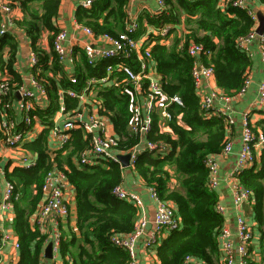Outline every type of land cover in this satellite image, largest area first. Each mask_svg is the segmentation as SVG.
Segmentation results:
<instances>
[{
	"label": "trees",
	"instance_id": "1",
	"mask_svg": "<svg viewBox=\"0 0 264 264\" xmlns=\"http://www.w3.org/2000/svg\"><path fill=\"white\" fill-rule=\"evenodd\" d=\"M232 1L224 0L221 7L220 0H164L165 9L142 12L138 17L137 35L144 33L147 27L158 30L163 25H171L168 43L161 42L163 37L152 34L147 41L151 44L152 60L164 93L178 95L183 103L168 107L172 114L169 130L161 132L154 115L146 135V139L168 143V153L159 155L142 151L133 167L147 186H154L162 199L174 204L180 218V228L171 231L156 247L158 264H183L187 255L212 264L218 255L217 237L224 219L216 210L217 193L208 186L209 171L205 160L210 154L220 153L228 126L221 115L205 114L201 109L191 73L193 59L185 49L191 41L202 43L211 52L209 58L203 56L202 61L213 66L217 87L227 95L240 90L251 60L236 48L235 40L247 35L255 26V20L247 9L233 5ZM258 1L264 6V0ZM60 4L61 0H12V6H18L23 14L21 19L15 20L13 28L19 27L24 32L31 51L37 56L31 67L32 75L48 99L45 107L34 104L29 111L32 118L36 116L44 124L34 140L23 143V148L36 156L34 164L11 169L7 164L4 170L6 180L14 185L16 196L13 199V229L20 244L17 264L44 263L41 255L48 238L45 233L32 228L29 217L43 200V178L53 166L64 171L74 190V227L68 221L59 225L58 253L62 264H125L127 253L113 245L110 236L131 232L138 210L134 204L118 199L112 192L122 182L121 165L104 161L77 167L73 159L91 147V135L80 128L71 130L68 142L52 157L48 153V134L59 109V90H81L90 76L103 77L104 66L109 62L101 60L96 66H89L84 53L75 48L80 52V61L75 68L76 81H70L52 48L53 38L59 30L56 19ZM125 6L126 0H93L89 8L78 6L74 16L78 23L89 26L95 34L117 36L124 29ZM177 26L183 29L179 31ZM43 32L48 33L49 51L39 44ZM180 42L182 50L178 49ZM18 51L19 43L11 29L0 36V73L9 77L11 86L22 83L14 64ZM126 61L133 68L138 64L134 55ZM116 76L119 83L123 76ZM117 84L108 81L95 85V98L100 101L99 114L110 120L117 136V150L126 152L139 138L127 132L131 97ZM63 104L65 111L80 109L77 99L66 94ZM256 125L254 129L258 128L264 135V118ZM17 128L24 131L29 127L18 122ZM237 178L252 190L254 218L264 233V145L258 161L243 169Z\"/></svg>",
	"mask_w": 264,
	"mask_h": 264
},
{
	"label": "built area",
	"instance_id": "2",
	"mask_svg": "<svg viewBox=\"0 0 264 264\" xmlns=\"http://www.w3.org/2000/svg\"><path fill=\"white\" fill-rule=\"evenodd\" d=\"M136 0H126L125 12L126 19L124 29L118 32L117 36L109 33H98L87 25L75 21L74 28L78 32L75 42L69 46L65 45L67 32L64 28H60L55 34L52 41V48L58 55L59 62L62 66L73 64L75 58V48H79L85 55L86 63L89 66H96L101 60L109 61L104 66L103 77L90 76L86 85L81 90L60 89L58 92L59 109L58 112L65 115V119L58 124L53 121L51 132L58 141L59 147H62L70 139L71 130L80 128L84 132L91 135V147L82 151L77 158L80 166L86 164H96L104 161H115L120 165L118 159L119 154H130L129 166L134 167L135 160L142 151H151L159 155H164L169 151V144L161 140L146 139L148 131L151 129L153 116L158 118L160 131L169 130L168 122L171 120L172 114L168 110L171 104L182 106V100L178 95L168 96L164 93L161 78L152 60L150 46L147 39L148 36L159 35L161 42H167V36L171 25L166 24L158 30L156 28L147 27L146 31L140 35L138 33L139 20L138 16L133 13L132 8ZM93 0H79V6L89 8ZM159 12L165 9L164 0H156ZM232 4L243 9H247L248 13L255 20V26L245 35L235 40L236 48L250 55L249 46L253 41H258L260 59L264 69V33L258 34L256 28L258 20L256 14L249 8L248 0H233ZM12 0H0V36L15 27V17L13 15ZM147 25V24H146ZM165 38V39H164ZM152 43V42H151ZM80 46V47H79ZM182 43L178 45V49L182 50ZM185 53L193 59L192 77L197 95L200 100V106L205 114L221 115L229 127L234 124V116L231 112L232 96L242 95L248 87L251 79L249 73L246 72L244 82L240 90L233 95H227L218 88H212L210 91H202V88L209 83L214 77V69L211 64L203 62V56L209 58L210 50L206 49L202 43L191 41L185 49ZM134 55L138 63L133 68L127 63ZM37 56L31 51L29 62L34 65ZM65 71V69H64ZM66 72V71H65ZM72 83H75V74L66 73ZM117 74L123 76L118 83ZM31 87L24 82L19 85L11 86L9 77L5 76L0 79V130L3 134L4 147L12 150H20L25 135L33 125L34 118L29 114L33 107L31 99L34 97L33 88L44 93L43 87L31 75L29 79ZM118 83L123 87L131 97L130 110L131 118L127 126V132L138 136L137 143L127 150L120 152L117 150L118 139L111 130V125L107 117L99 114L100 101L95 98V85ZM13 94H17V108L22 113L21 122L28 129L21 131L17 128V122L9 115V110L13 108ZM45 94V93H44ZM76 98L79 108L65 111L63 99L64 95ZM6 97V98H5ZM221 103L219 108L215 107V103ZM90 105V108L87 109ZM253 108L264 110V78L259 82L257 87V97L253 103ZM228 129V128H227ZM226 141L219 154H210L206 157L205 164L209 171L208 186L215 189L219 181L218 162L219 155H226L232 150V141L229 138V130ZM264 145V135L257 128L254 129L247 114L243 115L240 128V146L236 153V161L229 173L230 189L232 191V205L238 210L235 218L236 235L238 242L233 244L230 230L222 225L217 240L220 253L222 255V264H250L249 244L253 238L252 226L247 222L242 209L243 205L253 196L249 187L241 184L237 175L246 167L251 166L257 159V151H260ZM19 165L29 167L34 164L28 153L20 154ZM1 163V155H0ZM122 167V165H121ZM123 168V167H122ZM0 173L4 174V169L0 168ZM67 177L63 170L53 166L48 170L43 178L41 191L43 200L35 211V219L38 228L42 231L46 220L52 218L55 220L54 227L51 228L48 242L52 243L53 253H57L59 249L60 234L59 223L65 219L69 213V205L67 195ZM113 194L121 200H125L140 208L143 205L142 199L134 191L126 190L121 183L112 190ZM149 197L155 202V210L152 219V228L147 230V218L139 217L131 232L126 234L112 233L110 241L113 245L122 248L127 253V261L125 264H138L136 256V243L144 237V246L147 249H154L158 244L159 237L163 232H171L180 228V218L176 213V208L171 201L162 199L156 192L154 186H147ZM14 185L11 181L6 180L2 200L0 202V210L7 213L13 209ZM216 210L220 214L224 213V207L218 202ZM10 240L9 233L2 234L0 239V251L3 246ZM13 247L19 249V242L16 240L12 243ZM183 264H205L202 260L187 255Z\"/></svg>",
	"mask_w": 264,
	"mask_h": 264
},
{
	"label": "crops",
	"instance_id": "3",
	"mask_svg": "<svg viewBox=\"0 0 264 264\" xmlns=\"http://www.w3.org/2000/svg\"><path fill=\"white\" fill-rule=\"evenodd\" d=\"M224 0H220V6H224ZM79 6V0H61V4L59 7L58 16L56 19V25L58 29L64 28L67 32V39L65 41V45L69 46L70 44L75 42V39L78 37V32L74 28L75 19V10ZM249 8L256 14V12H261L264 15V6L258 0H248ZM157 9L156 0H136L133 5L132 11L138 17L142 12L153 13ZM13 15L15 20L22 18V11L18 6L13 8ZM180 31L183 29L182 26H177L176 29ZM11 31L16 35V38L19 43V51L17 53L16 61H15V69L21 76L22 82L27 84V86L31 87L29 79L32 75L31 64L29 62V56L31 53V49L29 46V41L24 32L19 28H12ZM179 36V33H178ZM168 43V40L167 42ZM39 44L42 49L49 51L50 46L48 42V33L43 32L40 38ZM80 47V46H79ZM250 55H247L251 60V65L248 68L247 72L250 76V83L246 88L245 92L242 95L232 96L231 101V112L234 116V124L229 126L227 131L229 130V138L232 141V150L230 153L226 155H219L218 162L220 165L219 169V181L217 187L214 191L217 193L218 202L220 205L224 207L223 216V225L226 226L231 232V238L233 240V244L236 245L238 242V238L236 235V227H235V218L238 213V210L232 205V191L230 189V178L229 173L233 168L236 161V153L240 146V128H241V120L243 115L247 114L252 125L256 127V123L259 119L264 118V110H259L253 108V103L257 97V87L259 82L264 78V69L260 59L259 46L258 41H253L250 46ZM6 52V49H5ZM6 56V55H4ZM80 61V52L75 51V58L73 64H69L68 66H62V69L66 71V73H74L76 65L79 64ZM0 76L5 77L6 74H1ZM33 76V75H32ZM212 88H218L215 81V76L210 79L209 83L206 84L202 91H210ZM219 89V88H218ZM220 90V89H219ZM95 91V90H94ZM34 97L31 99V104L38 105L39 107H45L48 104V99L44 93H41L38 89L33 88ZM226 94V93H225ZM13 108L9 110V115L13 118L14 121L21 122L22 113L17 108V101L19 100L17 94H13ZM221 103L216 102L215 107L219 108ZM90 108V105L87 109ZM65 119V115L56 111L53 121H57L58 124ZM1 120V115H0ZM110 122V120L108 121ZM111 123L109 124V126ZM44 128V124L40 118L34 117L33 125L29 129L28 133L25 135L24 141L22 142L21 149L16 151L12 149H8L4 147L3 134L0 130V155H1V163L0 168L2 167L5 170V166L9 164L8 169H11L13 166H18L19 161L18 158L20 154L28 153L31 160L35 162L36 156L29 152L27 149L23 148V143L34 140L38 134ZM112 130V125H111ZM26 130V129H25ZM48 134V153L52 157L59 147L58 141L52 135L51 129H49ZM113 131V130H112ZM260 151H257V159L258 161ZM77 158L73 159V163L81 168L77 162ZM20 166H23L20 164ZM66 167V166H65ZM68 180V179H67ZM5 174L0 173V202L2 200L4 186H5ZM172 184H175V181H172ZM121 185L128 191H134L139 195L142 199L143 205L142 207L137 208V219L142 215L147 218V230L152 228V219L155 210V202L149 197L147 192V185L141 179V177L137 174L134 168L132 167H123L122 170V182ZM67 199L69 205V213L65 219H62L59 225H63L65 222H69L71 226L74 227L75 222V201H74V190L69 181H67ZM253 204L254 199L251 197L244 205L242 212L247 220V222L252 226L253 229V238L251 243L249 244V256H250V264H264V233L259 228V224L256 222L253 213ZM36 211V210H35ZM35 211L29 217L30 224L32 228H36L42 233H45L47 238L50 236L51 228L55 225V220L50 218L45 221L42 231L38 228L36 219H35ZM14 211H9L7 213H2L0 210V239L2 234L5 232L9 233L10 240L3 246L0 251V264H17L19 259V249L13 247L12 243L14 241H18V236L13 229V221H14ZM60 227L58 228V230ZM73 229V228H72ZM169 231L163 232L160 237L158 244L169 235ZM59 234H61V230H59ZM122 234V233H121ZM144 237H141L136 243V256L138 264H158V258L156 255V247L154 249H147L144 246L143 242ZM19 242V241H18ZM49 242L45 244L47 246ZM219 243V242H218ZM44 247V249H45ZM44 249L42 251L41 257H43V264H62V258L60 254L53 253L52 258H45ZM201 260V259H200ZM205 263V262H204ZM222 255L220 253L219 244H218V255L214 258L212 264H222ZM206 264V263H205Z\"/></svg>",
	"mask_w": 264,
	"mask_h": 264
},
{
	"label": "water",
	"instance_id": "4",
	"mask_svg": "<svg viewBox=\"0 0 264 264\" xmlns=\"http://www.w3.org/2000/svg\"><path fill=\"white\" fill-rule=\"evenodd\" d=\"M256 17L258 20L256 32L258 34H263L264 33V15L258 11V12H256ZM129 158H130V154H128V153L118 155V159H119L122 167H128L129 166ZM44 256H45V258H49V259L53 257L52 243L51 242H49L47 244V246L45 247Z\"/></svg>",
	"mask_w": 264,
	"mask_h": 264
},
{
	"label": "rangeland",
	"instance_id": "5",
	"mask_svg": "<svg viewBox=\"0 0 264 264\" xmlns=\"http://www.w3.org/2000/svg\"><path fill=\"white\" fill-rule=\"evenodd\" d=\"M2 78V76H0V79Z\"/></svg>",
	"mask_w": 264,
	"mask_h": 264
}]
</instances>
